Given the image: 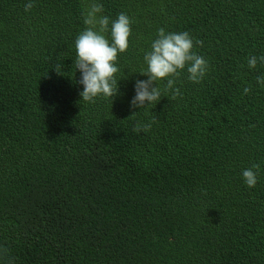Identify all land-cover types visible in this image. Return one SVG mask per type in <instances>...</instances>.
Wrapping results in <instances>:
<instances>
[{"label":"trees","instance_id":"1","mask_svg":"<svg viewBox=\"0 0 264 264\" xmlns=\"http://www.w3.org/2000/svg\"><path fill=\"white\" fill-rule=\"evenodd\" d=\"M26 2L0 0V264H264V0H102L131 19L113 103L79 96L88 0ZM161 27L209 71L133 114Z\"/></svg>","mask_w":264,"mask_h":264},{"label":"clouds","instance_id":"2","mask_svg":"<svg viewBox=\"0 0 264 264\" xmlns=\"http://www.w3.org/2000/svg\"><path fill=\"white\" fill-rule=\"evenodd\" d=\"M32 6L33 0H27L25 10H30ZM83 16L86 27L75 39V72L79 71L78 83L82 86L79 96L85 102L94 103L98 97H103L113 103L115 98L125 95L120 92L115 76L119 71L116 61L118 54L129 47L131 19L124 12L115 19L105 15L102 0H88ZM143 60L147 67L140 75L146 79L134 81V96L128 101L133 114L158 104L164 97V91L180 95V89L175 86L176 78L184 70L188 73L187 79L193 83L202 81L209 71L208 61L194 51L193 37L187 31L170 32L159 28ZM258 61L264 63V56L249 57L248 66L254 68ZM160 83L165 86L163 91L158 86ZM257 83L264 85V77H258ZM151 126L149 122L143 128L147 131ZM258 170L259 165H253L242 171L243 182L249 188L256 186ZM203 250L205 253V248Z\"/></svg>","mask_w":264,"mask_h":264}]
</instances>
